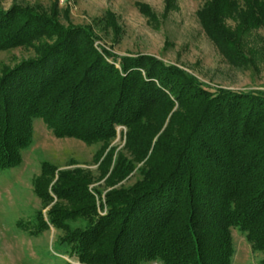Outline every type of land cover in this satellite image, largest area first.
Returning a JSON list of instances; mask_svg holds the SVG:
<instances>
[{
	"label": "trees",
	"instance_id": "trees-1",
	"mask_svg": "<svg viewBox=\"0 0 264 264\" xmlns=\"http://www.w3.org/2000/svg\"><path fill=\"white\" fill-rule=\"evenodd\" d=\"M57 8H0V51L34 52L0 77V171L21 166L40 119L56 139L101 145L109 191L98 204L89 173L42 163L37 231H60L82 264H233L240 232L264 264V91H212L152 56L117 65ZM197 18L233 67L260 72L264 0H207Z\"/></svg>",
	"mask_w": 264,
	"mask_h": 264
},
{
	"label": "rangeland",
	"instance_id": "rangeland-1",
	"mask_svg": "<svg viewBox=\"0 0 264 264\" xmlns=\"http://www.w3.org/2000/svg\"><path fill=\"white\" fill-rule=\"evenodd\" d=\"M206 1L0 0V8L8 11L15 6L33 7L51 14L58 2L61 23L90 27L96 36V48L111 54L109 58L117 65L125 57L152 56L183 68L212 91H264V65L258 73L233 67L204 33L197 12ZM258 34L264 38V32ZM33 55V50L21 48L0 51V77L5 70ZM33 128V141L22 154L21 166L0 171V264H82L70 256L67 247L60 245V231L52 227L37 231L36 215L42 208L33 182L44 162L55 166L57 173L81 170L90 175V191L103 193L95 194V200L105 203L110 173L103 175L99 169L103 159L98 160L96 155L101 145L56 139L40 119L34 120ZM125 133V129L119 128L111 145L117 152L124 147ZM136 179L132 177L125 185L131 186ZM106 213L107 208L101 209L102 216ZM233 242V264H259L261 256L252 251L243 234L233 232Z\"/></svg>",
	"mask_w": 264,
	"mask_h": 264
}]
</instances>
